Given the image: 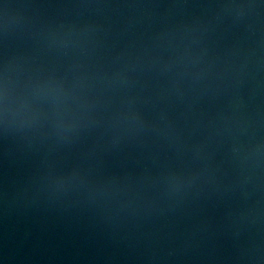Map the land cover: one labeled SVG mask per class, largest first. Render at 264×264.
<instances>
[{
    "label": "water",
    "instance_id": "95a60500",
    "mask_svg": "<svg viewBox=\"0 0 264 264\" xmlns=\"http://www.w3.org/2000/svg\"><path fill=\"white\" fill-rule=\"evenodd\" d=\"M0 264H264V0H0Z\"/></svg>",
    "mask_w": 264,
    "mask_h": 264
}]
</instances>
